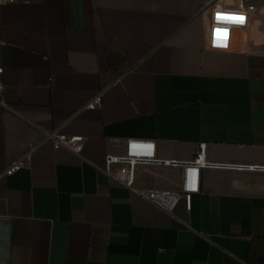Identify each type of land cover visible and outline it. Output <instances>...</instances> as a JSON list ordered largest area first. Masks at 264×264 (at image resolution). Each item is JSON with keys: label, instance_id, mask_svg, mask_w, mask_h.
<instances>
[{"label": "crops", "instance_id": "0c3cea01", "mask_svg": "<svg viewBox=\"0 0 264 264\" xmlns=\"http://www.w3.org/2000/svg\"><path fill=\"white\" fill-rule=\"evenodd\" d=\"M228 2L231 0H227ZM212 0H34L0 7V264H264V0L224 50ZM102 104L81 110L97 94ZM86 137L55 150L45 131ZM128 139L207 159L191 210L157 209L101 170ZM178 167L136 185L176 190Z\"/></svg>", "mask_w": 264, "mask_h": 264}, {"label": "built area", "instance_id": "2783aa9c", "mask_svg": "<svg viewBox=\"0 0 264 264\" xmlns=\"http://www.w3.org/2000/svg\"><path fill=\"white\" fill-rule=\"evenodd\" d=\"M34 0H0V7L14 3H28ZM258 12L256 0H212L210 28L207 36V47L211 50L229 48L233 32L244 29L248 20ZM244 21L243 24H233L230 21ZM4 71L0 67V74ZM2 85H0V90ZM102 104V93L97 94L81 110H95ZM86 137L70 135L62 129L45 131L44 141L53 144L55 150L67 149L75 155H80L84 148ZM148 145H151L149 148ZM207 143H200L197 154L192 161L176 159H161L156 152V142L149 139H128L122 154H108L101 170L109 177L111 183L125 187L157 209L173 213L182 200L188 210H191L195 194L200 192L201 171L210 167H228L211 163L207 159ZM28 155L0 172V179L13 175L25 164ZM141 165H160L178 167L182 171L181 183L176 190L142 189L136 185L137 169ZM251 171H264L260 166L238 167Z\"/></svg>", "mask_w": 264, "mask_h": 264}, {"label": "snow or ice", "instance_id": "6c2138e0", "mask_svg": "<svg viewBox=\"0 0 264 264\" xmlns=\"http://www.w3.org/2000/svg\"><path fill=\"white\" fill-rule=\"evenodd\" d=\"M230 23H233V24H243L244 21H242V20H238V21H230ZM148 147L150 148L151 145H148Z\"/></svg>", "mask_w": 264, "mask_h": 264}]
</instances>
